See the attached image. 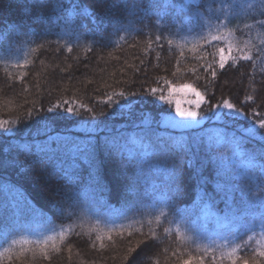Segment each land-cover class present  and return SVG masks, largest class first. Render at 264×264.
<instances>
[{
    "label": "trees",
    "instance_id": "obj_1",
    "mask_svg": "<svg viewBox=\"0 0 264 264\" xmlns=\"http://www.w3.org/2000/svg\"><path fill=\"white\" fill-rule=\"evenodd\" d=\"M40 2L0 0V264H264V0ZM186 84L221 144L163 128Z\"/></svg>",
    "mask_w": 264,
    "mask_h": 264
},
{
    "label": "snow or ice",
    "instance_id": "obj_2",
    "mask_svg": "<svg viewBox=\"0 0 264 264\" xmlns=\"http://www.w3.org/2000/svg\"><path fill=\"white\" fill-rule=\"evenodd\" d=\"M35 8L38 10H43L50 5L47 3H41L40 0H35ZM19 34V32H17ZM213 39H219V37H213ZM230 59H235L234 56L231 55V49L229 48V54L225 55L224 49H220V56H219V68L221 70H224L229 62ZM244 59H248L247 56L244 57ZM217 73L215 71L212 72V76L216 77ZM156 89H152V94L155 96ZM177 91L176 89L169 88V93L167 96L160 95L157 100L160 102L162 108L167 111H171V106L174 103V111L175 116L178 117V120L172 121V123L179 121L180 123L189 126V121H195L197 117L200 115V112L203 111L204 105L208 104L210 111L215 110L217 108H223L227 110L228 113L235 112L237 116L243 115L239 111V109L235 108V106L230 103L228 100H224L223 104H211L210 98L206 100L205 96L198 91L195 87L191 85H183L180 91L184 94L183 101L181 100H173L171 99V96L173 92ZM186 104L187 107H182L181 105ZM51 111V109H49ZM69 113H71V109L67 110ZM259 127L264 128V121H260ZM159 155L165 156L163 153L159 152ZM152 241H146L144 243V248H150L152 246ZM131 251V250H130ZM235 251V249L233 250ZM260 256H264V251L259 253ZM129 264H144L142 259H137L135 256L132 257V259L129 261ZM185 264H188L186 261ZM242 264H249V261L247 259L242 261ZM255 264V262H253Z\"/></svg>",
    "mask_w": 264,
    "mask_h": 264
},
{
    "label": "rangeland",
    "instance_id": "obj_3",
    "mask_svg": "<svg viewBox=\"0 0 264 264\" xmlns=\"http://www.w3.org/2000/svg\"><path fill=\"white\" fill-rule=\"evenodd\" d=\"M186 1H189V0H186ZM245 1V0H244ZM241 3L242 4H245L246 2H243V0H241ZM241 4V8H242V13H246L247 11H248V9H249V7L251 6L250 5V3H246V5H244V6H246L245 8H248L247 10L246 9H243L244 7H243V5ZM263 8H261V7H259V6H257L256 5V7L254 8V11H257V10H262ZM229 9H227V8H225V10H224V13L227 15L228 13H229ZM240 11H241V9L240 8H238V9H235L233 12L236 14V15H239V13H240ZM182 87H178V88H173V89H176L177 91H175V92H173V94H172V96H171V99L173 100V102L175 101V100H181V101H183V99H184V94H183V92L182 91H180V89H181ZM168 93H169V90L166 92V96L168 95ZM182 107H187V105L186 104H183L182 103V105H181ZM172 110H171V112L168 114V115H166V116H164L163 118H162V120H161V122H162V126H163V128H167L168 130H175V132H179V133H183V132H186V131H190V130H196V128H201L200 130H202V129H204V127H203V125H204V123H202V122H200L199 120H195V121H189L188 122V124H189V126H187V125H184V124H182V123H180L179 121H176V122H174V123H172V121H174V120H178L179 118L178 117H176L175 116V111H174V103H173V105H172V108H171ZM191 131V132H192ZM168 132V131H167ZM204 132H205V136H206V139L207 140H211V139H213L214 141H215V143L216 144H221L222 142H223V134H224V129L221 127V126H216V125H211V126H209V127H206L205 129H204ZM158 136L159 137H163V136H170V134H169V132L168 133H166V132H160L159 134H158ZM142 138H143V136L141 137V136H138V135H135V134H133V133H131L130 135H129V139H130V141H132V142H134V143H137V145L140 147V148H142L143 150H148L147 149V147H148V142H144V141H142ZM240 137L239 138H237V139H234L231 143L229 142V144L227 145V146H229V149L231 150V152H232V157L231 158H233V159H239V162H238V164H240L239 165V167H240V172L242 173V174H245L243 177H248V176H250V174L248 173V171H249V167H248V164L250 163V162H248V161H246L242 156H241V154H242V152H244L245 151V148L242 146V144H241V142H240ZM244 148V149H243ZM238 156V157H237ZM254 157H257L256 155L254 156ZM242 177V176H241ZM242 219L241 220H238V222H237V226H236V229H241V227L243 226V225H248V226H250V227H252V226H254L255 227V225H256V223L255 222H253V221H251V222H249V221H247L248 219H249V217H247V216H243L242 215ZM244 221V222H243ZM261 225H264V221H262L261 222ZM230 235H232V233L230 232L229 233ZM260 234H262V232H260ZM73 243H75V242H73ZM72 243V244H73ZM76 243H82V242H76ZM142 260H143V262L145 263L146 261H149L148 260V258H141ZM46 261H49V260H44L43 262H46ZM46 264V263H45Z\"/></svg>",
    "mask_w": 264,
    "mask_h": 264
}]
</instances>
